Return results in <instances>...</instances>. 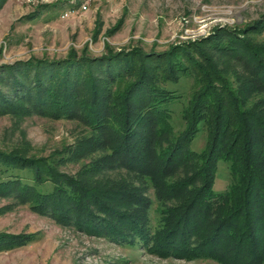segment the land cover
<instances>
[{
    "label": "trees",
    "instance_id": "obj_1",
    "mask_svg": "<svg viewBox=\"0 0 264 264\" xmlns=\"http://www.w3.org/2000/svg\"><path fill=\"white\" fill-rule=\"evenodd\" d=\"M208 46L223 53V64L244 60L247 70L203 68L177 44L0 64V116L81 119L104 136L82 139L63 155L0 149V195L120 245L140 240L157 255L264 264V46L232 37ZM188 77L196 86L176 132L168 104L183 103L172 86ZM200 131L207 141L196 151L190 142ZM91 146L107 150L99 159L108 168L147 178L154 199L149 188L106 191L59 171L58 162L82 158ZM219 160L231 175L223 193L212 188ZM35 240L0 232V252Z\"/></svg>",
    "mask_w": 264,
    "mask_h": 264
},
{
    "label": "rangeland",
    "instance_id": "obj_2",
    "mask_svg": "<svg viewBox=\"0 0 264 264\" xmlns=\"http://www.w3.org/2000/svg\"><path fill=\"white\" fill-rule=\"evenodd\" d=\"M262 22L264 0H0V64L30 57L60 59L70 52L98 57L136 48L161 51L177 44L203 68L214 64V72L217 68L245 72L244 60L223 64V53L208 45L226 44L232 37L264 46ZM195 86L192 77L172 86L183 94V103L168 104L176 132L182 129L180 111ZM88 137L104 141L99 130H90L81 119L0 116V149L10 153L63 155L69 146ZM206 141L207 133L200 131L190 148L200 151ZM95 148H88L82 158L61 160L59 171L106 191L150 187L147 178L123 166L108 168L107 161L99 159L107 150ZM96 160H101V166L91 170ZM230 183L228 165L219 160L212 188L223 193ZM148 195L154 199L150 188ZM153 209L150 217L155 224L159 215ZM0 232L32 234L36 239L1 251L0 264H219L210 259L157 255L145 250L140 240L120 245L60 224L1 195Z\"/></svg>",
    "mask_w": 264,
    "mask_h": 264
}]
</instances>
